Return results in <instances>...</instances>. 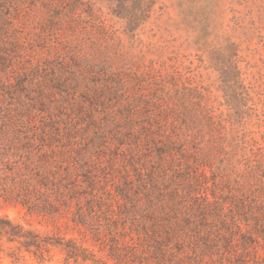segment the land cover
I'll return each instance as SVG.
<instances>
[{"label": "rangeland", "instance_id": "rangeland-1", "mask_svg": "<svg viewBox=\"0 0 264 264\" xmlns=\"http://www.w3.org/2000/svg\"><path fill=\"white\" fill-rule=\"evenodd\" d=\"M1 18L20 37L21 121L84 117L87 129L93 115L108 138L149 142L154 161L172 140L185 158L168 180L181 192L264 202V0H0ZM4 215L55 231L21 207ZM15 249L4 239L0 264H39L14 261Z\"/></svg>", "mask_w": 264, "mask_h": 264}, {"label": "trees", "instance_id": "trees-1", "mask_svg": "<svg viewBox=\"0 0 264 264\" xmlns=\"http://www.w3.org/2000/svg\"><path fill=\"white\" fill-rule=\"evenodd\" d=\"M12 27L0 19V211L21 207L55 231L44 236L0 216V251L6 239L16 244L9 254L16 262L47 264L59 254L65 264H264V202L181 192L168 180L169 171L177 177L171 160L185 158L172 140L154 161L142 141L127 145L121 132L108 138L93 115L87 129L76 127L84 117L70 128L61 127L69 118L21 121L20 37Z\"/></svg>", "mask_w": 264, "mask_h": 264}]
</instances>
